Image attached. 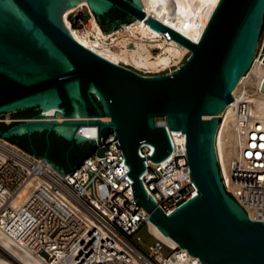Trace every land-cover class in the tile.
<instances>
[{
  "label": "water",
  "instance_id": "obj_1",
  "mask_svg": "<svg viewBox=\"0 0 264 264\" xmlns=\"http://www.w3.org/2000/svg\"><path fill=\"white\" fill-rule=\"evenodd\" d=\"M80 1L0 0V113L33 107L13 116L22 120L0 121L1 137L63 174L113 128L143 216L149 212L201 264H264V222L250 218L224 187L214 149L216 114L233 100L231 90L250 65L264 0H218L196 41L147 16L139 0H86L103 34L142 17L189 47L176 69L149 76L71 35L62 17ZM56 112L68 119H36ZM168 129L178 150L184 147L196 190L164 211L140 175L145 158L151 167L174 151ZM142 143L151 146L146 156L138 151Z\"/></svg>",
  "mask_w": 264,
  "mask_h": 264
},
{
  "label": "built area",
  "instance_id": "obj_2",
  "mask_svg": "<svg viewBox=\"0 0 264 264\" xmlns=\"http://www.w3.org/2000/svg\"><path fill=\"white\" fill-rule=\"evenodd\" d=\"M254 63L264 68V52L254 51L243 77ZM161 71L139 70L143 74ZM253 89L260 88L248 85L246 93H232L233 100L224 107L234 112L235 149L227 156L217 143L224 110L217 115L214 149L224 187L252 219L264 222V117L248 109L247 96ZM8 114L0 113V121L23 119L9 115L6 121ZM155 120H163L166 126L163 116ZM168 132L174 151L151 167L145 158L146 170L140 175L146 191L164 211L196 190L185 152L178 150ZM117 139L110 128L72 170L62 174L45 158L0 135V229L41 264H201L181 246L172 247L150 233L149 212L143 216L134 201L122 171L126 166L122 150L114 144ZM150 150L147 143L138 149L142 156ZM141 225L155 238L146 249L134 236ZM162 245L171 250L168 255L161 252ZM175 253L183 254V263L176 261Z\"/></svg>",
  "mask_w": 264,
  "mask_h": 264
},
{
  "label": "bare ground",
  "instance_id": "obj_3",
  "mask_svg": "<svg viewBox=\"0 0 264 264\" xmlns=\"http://www.w3.org/2000/svg\"><path fill=\"white\" fill-rule=\"evenodd\" d=\"M142 5V12L157 21H160L170 28L182 35L187 36L192 40H198L200 35L209 20L212 11L214 10L218 0H139ZM87 4L86 0L76 3L73 7L68 8L63 14L62 20L68 28L71 35L81 44L96 52L97 54L105 57L106 59L139 72V68H146L149 71L157 72L169 67L167 73L176 69L182 62L181 57L185 53H189V47L154 28L144 18L134 19L124 24V29H117L102 33L94 15L91 13V19L87 26L83 28H76L70 20V14L78 9L80 6ZM111 40L108 41L107 39ZM156 50V51H155ZM131 66V67H130ZM174 66V67H173ZM161 74H143L146 76ZM244 72L242 73V75ZM240 75L234 84L231 92L236 95L239 92L246 93V86H257L259 90H252L253 93L248 97V109L253 115L264 117V91L261 86L264 82V68L259 64L254 63L246 77ZM244 87V88H243ZM247 95V94H246ZM224 107L220 110L222 112ZM218 112L216 115H218ZM6 121H10V116ZM212 115L206 114L203 117H211ZM83 118V116H74ZM104 120L109 119L108 115L102 117ZM234 118V112L231 109H226L223 112V119L221 122L220 133L217 136V143L226 150L228 156L233 152L237 143V136L235 135L231 121ZM36 119L42 120H56L62 121L64 118L61 112H56V116L39 117ZM172 140L176 146L175 140L172 135ZM228 146V148H227ZM177 147V146H176ZM184 150V147L180 148ZM29 185V183H28ZM27 187H24L19 192V196L23 195ZM251 218V216H249ZM148 230L154 236L158 237L168 245L174 247L179 245L168 234H165L156 227L150 219L147 222ZM182 251L189 254L182 247ZM177 258L176 261L182 262V255L179 253L174 254ZM0 264H41L30 253L19 248L12 239L0 229Z\"/></svg>",
  "mask_w": 264,
  "mask_h": 264
},
{
  "label": "rangeland",
  "instance_id": "obj_4",
  "mask_svg": "<svg viewBox=\"0 0 264 264\" xmlns=\"http://www.w3.org/2000/svg\"><path fill=\"white\" fill-rule=\"evenodd\" d=\"M69 18H70L72 24L74 22H76V24H73L74 27L83 28V27L88 25V23L91 19V13H90V10L88 9V7L86 5H83V6H80L78 9H76L75 11H73L70 14ZM117 29H124V25L116 27L112 31H116ZM107 40L110 41L111 39L108 38ZM259 50H261V52H264V24L262 26L260 33H259L258 41H257L256 48H255L256 52H258ZM187 55H188V52L185 53L181 57V62H183L186 59ZM142 69H144V68L143 67L139 68V70H142ZM168 71H170V70L166 69V70L161 71L160 73H167ZM26 110H33V107H28V108H24V109H20V110H16V111H10L8 115L13 116L14 113H17L19 111H26ZM4 117L6 119L8 118L7 115H4ZM134 236L135 237L138 236L137 242L144 249H146L150 244H152L155 241V238L148 232L145 225H141V227L136 231ZM170 251L171 250L167 246L162 245L161 252L163 253V255H168L170 253Z\"/></svg>",
  "mask_w": 264,
  "mask_h": 264
},
{
  "label": "flooded vegetation",
  "instance_id": "obj_5",
  "mask_svg": "<svg viewBox=\"0 0 264 264\" xmlns=\"http://www.w3.org/2000/svg\"><path fill=\"white\" fill-rule=\"evenodd\" d=\"M29 111H33V110L19 111L17 113H14L13 116H16V115H19V114H22V113H25V112H29ZM13 116H11V117H13ZM13 118H22V117H13Z\"/></svg>",
  "mask_w": 264,
  "mask_h": 264
},
{
  "label": "snow or ice",
  "instance_id": "obj_6",
  "mask_svg": "<svg viewBox=\"0 0 264 264\" xmlns=\"http://www.w3.org/2000/svg\"><path fill=\"white\" fill-rule=\"evenodd\" d=\"M261 147H264V145H261Z\"/></svg>",
  "mask_w": 264,
  "mask_h": 264
},
{
  "label": "trees",
  "instance_id": "obj_7",
  "mask_svg": "<svg viewBox=\"0 0 264 264\" xmlns=\"http://www.w3.org/2000/svg\"><path fill=\"white\" fill-rule=\"evenodd\" d=\"M73 24H76V22H74Z\"/></svg>",
  "mask_w": 264,
  "mask_h": 264
},
{
  "label": "crops",
  "instance_id": "obj_8",
  "mask_svg": "<svg viewBox=\"0 0 264 264\" xmlns=\"http://www.w3.org/2000/svg\"><path fill=\"white\" fill-rule=\"evenodd\" d=\"M12 143V142H11ZM15 144H17V143H15Z\"/></svg>",
  "mask_w": 264,
  "mask_h": 264
}]
</instances>
